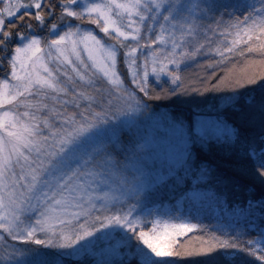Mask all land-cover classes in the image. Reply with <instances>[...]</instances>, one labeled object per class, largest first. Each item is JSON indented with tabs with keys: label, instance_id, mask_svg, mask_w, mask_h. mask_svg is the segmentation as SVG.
I'll list each match as a JSON object with an SVG mask.
<instances>
[{
	"label": "snow or ice",
	"instance_id": "1",
	"mask_svg": "<svg viewBox=\"0 0 264 264\" xmlns=\"http://www.w3.org/2000/svg\"><path fill=\"white\" fill-rule=\"evenodd\" d=\"M206 51L220 63L264 62V0H3L0 239L21 243L0 247V264L85 256L92 264H264V193L234 206L243 228L208 232L180 207L165 218L147 213L150 228L136 214L145 199L189 178L264 187V72L183 86L182 64ZM165 77L168 88L150 87ZM208 91L218 92L212 115L196 106L187 123L148 102L155 95L180 105ZM140 116L165 121L164 134L123 143L118 133L139 132ZM197 228L205 234L179 239ZM249 230L256 236L243 241Z\"/></svg>",
	"mask_w": 264,
	"mask_h": 264
},
{
	"label": "trees",
	"instance_id": "2",
	"mask_svg": "<svg viewBox=\"0 0 264 264\" xmlns=\"http://www.w3.org/2000/svg\"><path fill=\"white\" fill-rule=\"evenodd\" d=\"M10 46L11 44H9V48H11ZM260 60L261 58L258 55H253L251 57L232 56L229 57L227 61L220 63V61H216L214 57L205 56L192 64L181 67V84L183 86L191 85V87L197 88L204 87L207 83L215 84L216 81L220 80L222 76L225 77L224 83L226 84L227 79L234 77L235 75L245 73H255L259 75L260 72H264V62H259ZM210 63H212L211 67H209ZM213 73H215V75H213ZM209 77H211V80H209ZM157 84H159V88H168L170 86V83L167 82V80H165L163 83L150 81L151 88H156ZM159 88L156 90L159 91ZM217 95L218 92L215 91H208L203 94L200 92H190L186 96L182 97V99L185 100V103L180 105L169 103L168 101L171 99L170 97H161L160 99H156L155 95H153L151 99H146H148L149 104L154 106L171 107L174 112H179L183 119L188 122L192 119L196 106L204 108L208 105H211L213 98ZM121 137L126 138L124 134H122ZM201 155L206 156L207 158L214 161L218 159L212 153H202ZM249 183H253V181L251 179H245L241 182V185L237 187L232 184H217L212 179H205L197 183L193 182L192 179L189 178L187 183L184 184L181 189L176 191H173L171 187L162 189L148 199L150 202L155 201L161 206L168 204L172 207L176 205L178 200H188V202H190L192 205V207L189 209L191 218L195 220L197 224L205 226L208 232L217 231V229L222 227L220 223H223L224 225H234L239 223L243 228L245 220L234 215V206L238 208L241 206L242 202H245L249 198V196L258 199L261 194L264 193V187H262L258 182L255 183V190L249 192L246 188V185ZM192 188L209 192L208 195H210L211 199L213 200V206H211L210 209H207L203 206L197 207V205H194V203L191 202L187 192ZM204 234L205 233L202 231V229L197 228L191 232L185 233V237H181L179 239L181 241L194 240L195 237L203 236ZM254 236H256V232L249 230L248 234L244 236L242 240L246 241L247 239ZM188 259L192 261V264H205L204 261L197 257ZM246 259L253 261V264H261V262L256 260L254 257H246ZM68 264H91V262H89V260L78 259L70 260L68 261Z\"/></svg>",
	"mask_w": 264,
	"mask_h": 264
},
{
	"label": "rangeland",
	"instance_id": "3",
	"mask_svg": "<svg viewBox=\"0 0 264 264\" xmlns=\"http://www.w3.org/2000/svg\"><path fill=\"white\" fill-rule=\"evenodd\" d=\"M192 2H195V0H192ZM0 7H2V6H0ZM235 15H242V13H235ZM85 23H86V21H85ZM207 23H212V21H207ZM92 27L95 28L94 25ZM96 31L99 32L98 29H96ZM100 35H103V34L100 33ZM153 47H155V46H153ZM205 56H211V57H214L216 61H220V58L217 57L214 53H209L206 51V52L200 54V56L193 59L192 61L184 62L182 64V67L189 65V64H192V63L196 62L198 59L203 58ZM7 69H8L7 61H4L3 64L0 65V78H3L5 76ZM120 71L125 78V82L127 84H130L131 77L128 75L127 67L123 64L120 65ZM124 73H125V75H124ZM150 75H151V73H150ZM165 80H167V77H165ZM150 81L160 83V81H156L155 79H152ZM151 106L153 107V109H155L157 115H159L160 113L170 114V113L174 112L171 107L154 106V105H151ZM210 106L211 105H208L207 107L201 108V110L205 116L212 115V113L210 112ZM185 122L187 123V121H185ZM137 123L139 126V132L136 131V128H133L131 131H129L127 128H124L121 130L120 133H118V135H120L121 141L123 143H127L130 139L134 140L137 135H145V134H147V135L155 134L157 136L163 135L164 130L167 127L166 122L163 120L145 119L143 116L139 117ZM122 134H124L126 138H122L121 137ZM187 192H188V195L190 197L191 202L194 203V205H197V207L203 206L207 209H210V207L213 206V200L211 199L210 195H208L209 192L203 191V190H200L197 188L189 189ZM131 202L132 201H129V203H131ZM177 207L182 208L183 215L185 217H189L192 223H196V221L193 220L189 214V209L192 207V205L190 202H188V200H178L176 205L174 207H172L171 205H168V204L161 206L155 201L150 202V200L147 198L144 200L143 205L138 209L136 214L137 215L144 214L143 218L145 220V223H146L147 227L150 228L151 227V220L153 219V215H148L147 213H152V214H154V216H159L161 218H165V217L173 216ZM220 225L223 226L224 224L220 223ZM6 242L8 244H19V243H21L18 241H12L10 237H8L6 234H4V238L0 239V247H3V245ZM101 246L102 245H100L98 247H101ZM34 247L42 248L43 246L34 245ZM81 259L89 260V262H91V264H92L95 257L85 256Z\"/></svg>",
	"mask_w": 264,
	"mask_h": 264
},
{
	"label": "flooded vegetation",
	"instance_id": "4",
	"mask_svg": "<svg viewBox=\"0 0 264 264\" xmlns=\"http://www.w3.org/2000/svg\"><path fill=\"white\" fill-rule=\"evenodd\" d=\"M0 6H3V0H0ZM11 47V46H10Z\"/></svg>",
	"mask_w": 264,
	"mask_h": 264
}]
</instances>
